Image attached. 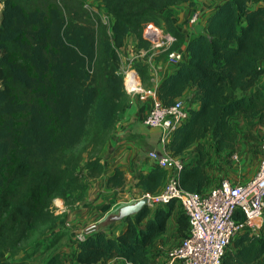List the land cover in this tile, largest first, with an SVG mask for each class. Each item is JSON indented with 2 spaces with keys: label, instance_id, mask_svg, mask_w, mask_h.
Instances as JSON below:
<instances>
[{
  "label": "trees",
  "instance_id": "obj_1",
  "mask_svg": "<svg viewBox=\"0 0 264 264\" xmlns=\"http://www.w3.org/2000/svg\"><path fill=\"white\" fill-rule=\"evenodd\" d=\"M99 1L109 24L85 0H0V252L9 254L0 264H31L41 247L53 248L58 236L45 238L58 219L53 200L68 206L81 202L89 180L102 173L97 153L129 104L120 72L124 37L132 33L138 46L147 48L143 31L153 23L176 37L170 48L175 50L182 35L162 10L194 2ZM251 1L219 3L203 30L187 41L189 58L178 61L157 89L164 106L189 89L201 90L199 106L188 110L166 146L178 157L191 147L200 154L197 164H185L178 175L191 192L203 194L210 182L201 161L215 167V159H228L236 150L232 119L242 114L264 122V81L258 87L264 76V0L255 7ZM133 67L142 82L152 77L142 61ZM166 170L156 165L140 174L135 185L141 195L157 193ZM125 182L116 168L106 186ZM175 208L176 233L183 238L189 224L180 205H146L125 217L120 234L100 230L77 242L76 263L106 264L120 257L129 264H154V243ZM236 218L242 219L239 211ZM26 241L32 242L24 247ZM44 264H63L61 253ZM222 264H264V235L239 233Z\"/></svg>",
  "mask_w": 264,
  "mask_h": 264
},
{
  "label": "crops",
  "instance_id": "obj_2",
  "mask_svg": "<svg viewBox=\"0 0 264 264\" xmlns=\"http://www.w3.org/2000/svg\"><path fill=\"white\" fill-rule=\"evenodd\" d=\"M222 1L224 0H194L193 3H182L170 9L162 10V14L170 18L174 27L182 35L180 44L175 48V51L181 55V60L186 61L189 58V54L185 50L187 41L203 30L208 16ZM250 4L252 7H255L263 4V1L260 0ZM194 12H197L198 16L196 21L192 23L190 22V17ZM147 49H149V46L147 48L138 46L133 34L128 33L124 37V42L120 49L121 60L125 62L133 55L142 53ZM169 56L170 54L167 55L166 53H157L155 55L153 63L156 68V75L154 78L150 77L146 82H142L138 75L141 83L145 87L153 88L156 93L162 80L167 75L175 72L177 68L178 62L170 60ZM147 71L149 74L152 73L150 68ZM263 81L264 76H262L258 87ZM188 96H190V106L197 108L199 106L201 90L196 88L189 89L182 98ZM152 104L153 102L149 97L141 100L137 94H129L128 107L120 115L115 127L108 134L106 141L97 153L98 157H100V162L103 164L102 173L98 177L89 180V187L81 202L68 206L61 198L53 200V209L58 215V219L53 226L48 227L45 238L49 239L57 235V243L46 252L41 247L40 250L42 251H38L32 256L31 264H44L55 252L61 253L63 264H77L76 253L78 247L74 236V231L77 229L83 230L86 236H88L100 230L108 235H117L126 228L125 217L122 216L121 209L125 205L136 202L143 196L141 195L140 188L135 185L136 181L140 174L146 173L156 167V164L149 159L148 152L152 150L161 151L164 147L160 142L161 129L148 126L143 121ZM237 117L253 123L252 127L258 140H255V142L251 141L250 147L257 152L258 159L260 144L264 139V122L260 123L257 116L249 117L241 114ZM205 142L207 150L213 151L209 136ZM211 155L213 156L212 152ZM231 157L233 158V154ZM179 158L186 165H195L200 161V154L191 147ZM223 161L224 159L220 161L216 160L218 165L212 162L215 167H208L205 161H201L202 167L210 178L207 190L220 183L222 179H228L232 183L246 181L254 176L257 170L255 167L256 170L251 171L250 168L246 167L247 165L244 161H240L238 165L233 164L229 169L225 167L222 170L220 163H223ZM116 168L124 172L126 182L119 188H108L106 186L107 179ZM173 172V169H168L166 170V175L168 176ZM171 203L175 206L179 205L176 201H172ZM168 205L163 206V208H166ZM175 220L176 208L168 220L166 231L158 236L154 243L155 252L158 253L154 264H162L167 250L177 244L182 238L176 233L177 225ZM256 234L264 235V217L262 218L261 228ZM8 258L9 254L7 252H0L1 260ZM106 264L129 263L120 257H114L108 260Z\"/></svg>",
  "mask_w": 264,
  "mask_h": 264
},
{
  "label": "built area",
  "instance_id": "obj_3",
  "mask_svg": "<svg viewBox=\"0 0 264 264\" xmlns=\"http://www.w3.org/2000/svg\"><path fill=\"white\" fill-rule=\"evenodd\" d=\"M253 0L250 2L252 3ZM85 6L95 11L89 5ZM97 12V11H95ZM101 16V15H100ZM197 12L192 13L190 22H195ZM109 24L110 16L106 13ZM149 42V49L137 53L125 62L121 60L120 72L123 75V89L129 94H137L145 100L151 98L153 104L143 121L148 126L161 129L160 142L164 145L161 151H149L148 157L163 169H173L162 188L154 194H145L147 206L155 208L166 206L176 201L187 216L189 231L186 236L167 250L162 264H222V258L231 241L242 231L256 234L264 217V139L260 144V161L253 177L239 183L222 179L203 194L184 189L178 179L179 171L185 166L184 161L172 155L166 147L172 131L182 124L188 116L190 96L180 97L170 106H164L158 99L156 91L145 87L133 67L137 61L149 66L152 77L156 75L154 57L157 53L170 54V60L178 62L181 55L170 51L176 37L169 31L149 23L143 31ZM236 157V155H233ZM237 211L242 219L236 218ZM77 242L83 241L86 234L83 230L74 231Z\"/></svg>",
  "mask_w": 264,
  "mask_h": 264
},
{
  "label": "rangeland",
  "instance_id": "obj_4",
  "mask_svg": "<svg viewBox=\"0 0 264 264\" xmlns=\"http://www.w3.org/2000/svg\"><path fill=\"white\" fill-rule=\"evenodd\" d=\"M85 2L95 11H97L102 16L104 21L107 20L106 9L100 3L99 0H85ZM1 7H2V3H0V10H1ZM232 121H233V124L235 125V128L238 131L237 132V148L233 152V155H236V157H233V158L231 157L232 159L231 158L224 159L223 163L222 162L220 163L221 169L224 170L225 167L229 169L233 166V164L238 165L240 161L241 162L244 161L247 165L246 167L250 168L251 171H254L258 167V163L260 161V152L258 154V159H257V152L252 147H250L252 144L251 141L255 142V140H258V138L256 137V134L254 133V129L252 127L253 123L252 122L249 123L247 122L246 119L244 120V119H241L240 117H235L234 119H232ZM216 160L220 161L221 159H215L214 164L216 163ZM32 241H26L23 244V246L24 247L28 246Z\"/></svg>",
  "mask_w": 264,
  "mask_h": 264
},
{
  "label": "water",
  "instance_id": "obj_5",
  "mask_svg": "<svg viewBox=\"0 0 264 264\" xmlns=\"http://www.w3.org/2000/svg\"><path fill=\"white\" fill-rule=\"evenodd\" d=\"M146 204H147V198L146 197H141L136 202L123 206L122 209H121V214L124 217L134 215L141 208L146 206Z\"/></svg>",
  "mask_w": 264,
  "mask_h": 264
}]
</instances>
